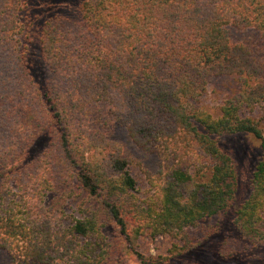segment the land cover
Returning a JSON list of instances; mask_svg holds the SVG:
<instances>
[{"label": "trees", "instance_id": "1", "mask_svg": "<svg viewBox=\"0 0 264 264\" xmlns=\"http://www.w3.org/2000/svg\"><path fill=\"white\" fill-rule=\"evenodd\" d=\"M23 7L0 0V180L18 173L37 199L2 188L5 264H173L200 243L193 228L234 206L237 174L220 137L239 133L259 140L261 158L232 223L264 242V133L247 115L264 111V0H83L78 23L51 17L35 40ZM212 76L229 86L217 116L200 101ZM128 142L172 150L156 203L135 195ZM47 192L76 200L82 216L42 217ZM146 232L172 237L170 255L139 252Z\"/></svg>", "mask_w": 264, "mask_h": 264}, {"label": "rangeland", "instance_id": "2", "mask_svg": "<svg viewBox=\"0 0 264 264\" xmlns=\"http://www.w3.org/2000/svg\"><path fill=\"white\" fill-rule=\"evenodd\" d=\"M83 0H23V17L29 27V38L35 40V34L39 31L42 23L51 17L69 19L71 23H78L81 16V3ZM23 5V4H22ZM235 39L244 37L242 32L233 31ZM20 45L26 43L24 34H21ZM34 41L28 42L29 55L36 58ZM207 90L201 97V105L214 116L219 114V107L229 90L227 77L212 76L209 78ZM253 117L262 133H264V111L256 106L247 112ZM130 147L129 171L137 182L135 195L141 205H151L158 201L157 183L164 172V166L170 158L172 150L168 149L158 154L156 151L145 150L127 143ZM220 144L232 158L237 179L238 189L234 206L228 211H220L215 215L201 221L193 232L201 237L200 243L190 251L171 259L173 264H264V242L254 241L241 234L233 225L234 211L248 198L251 193V180L255 166L261 158L259 140L249 134L239 133L223 135ZM47 145V144H46ZM46 151H36L33 158L41 157ZM182 155L184 151H179ZM161 155V157H160ZM18 173L12 174L10 182L2 186L0 180V194L5 190L11 197L23 196L28 202L35 203L34 196L26 195L25 190L18 184ZM42 217L52 220V223L60 221V209L64 211L66 219L80 218L82 210L76 200L63 202L54 193L44 194ZM24 209V208H23ZM27 211V210H24ZM25 213V212H24ZM105 244H110L113 239V231L110 226L104 228ZM176 242L169 235L153 236L146 232L140 236L136 243L139 252L147 256L170 255L169 249ZM178 243V241H177ZM4 251H0V264L6 263Z\"/></svg>", "mask_w": 264, "mask_h": 264}]
</instances>
